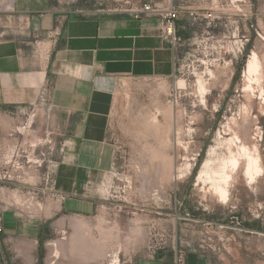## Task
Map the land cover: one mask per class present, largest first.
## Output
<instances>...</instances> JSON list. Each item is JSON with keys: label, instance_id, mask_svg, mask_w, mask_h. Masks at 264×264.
Returning <instances> with one entry per match:
<instances>
[{"label": "rangeland", "instance_id": "374dc122", "mask_svg": "<svg viewBox=\"0 0 264 264\" xmlns=\"http://www.w3.org/2000/svg\"><path fill=\"white\" fill-rule=\"evenodd\" d=\"M171 1L179 11L174 75L115 79L107 132L114 161L99 210L71 213L64 207L66 195L54 187V171L72 147L47 97L18 110L0 109V264H112L115 258L134 264V255L148 245L149 229L163 230L168 240L176 237L182 247L194 242L221 254L238 242L234 222L264 219V111H258V91L250 104L243 88L250 53L257 51L264 63V0ZM115 4L88 0L90 8ZM244 107L253 118L249 135H258L262 172L252 181L241 168L231 173L224 202L214 188L219 175L229 173L223 166L232 135L228 126L242 122ZM206 159L208 175L198 181ZM5 214L19 228L32 224L36 231L11 234ZM72 217L91 223L103 217L105 230L112 223L116 235L99 245L79 249L75 243L63 250L57 244L72 240ZM88 235L94 239L99 233L93 229ZM88 260L93 262L81 263Z\"/></svg>", "mask_w": 264, "mask_h": 264}, {"label": "crops", "instance_id": "0c3cea01", "mask_svg": "<svg viewBox=\"0 0 264 264\" xmlns=\"http://www.w3.org/2000/svg\"><path fill=\"white\" fill-rule=\"evenodd\" d=\"M5 3V9L0 10V109L8 112L30 106L47 87L48 106L69 131L72 147L54 171V187L66 195L64 207L71 213L91 214L103 203L104 180L114 161L107 132L115 79L170 77L175 70L174 50L157 16L97 13L88 0ZM57 27L59 35L50 39L48 33ZM36 39H40L37 52ZM14 220L4 215V227L11 234L32 235L36 231L32 224L19 228ZM147 220L143 223H150L151 218ZM111 225L113 236L107 242L116 235ZM232 228L238 237L233 249L229 244L225 252L216 254L188 242L185 264H264V219L234 222ZM98 238L90 244L97 245ZM172 249L171 244L153 254L142 249L134 255V264H172ZM90 262L93 260L82 263Z\"/></svg>", "mask_w": 264, "mask_h": 264}, {"label": "bare ground", "instance_id": "6f19581e", "mask_svg": "<svg viewBox=\"0 0 264 264\" xmlns=\"http://www.w3.org/2000/svg\"><path fill=\"white\" fill-rule=\"evenodd\" d=\"M260 57L261 56L259 55V53L255 50H253L250 53L249 57L247 58L245 68L243 71V77L245 80L243 88L247 93V100L249 101L250 104L254 103V97L256 95L255 92L258 91L259 94L256 96L259 99L258 111L260 110L262 113V111H264V63ZM255 89H257V90H255ZM244 109L246 110V107H244ZM247 111L248 110L245 111V114L243 116V119L241 120L242 121L241 123H239V124L237 123L234 127H231V128H230V126H228V130L230 132H232L231 133L232 135L225 142L227 144L228 156L226 155L227 158H226L223 166L224 167L228 166L229 169L228 168L227 169L229 170L228 171L229 173H227V171H226V172L222 173L221 175H219L220 179L218 181V184L215 185V188H214V191L217 194L220 201L225 202L228 199V189L226 186L229 183V180L231 179V173H233L235 171L237 172L241 168V169H243V171H242L244 173L243 175L246 178H248L250 181H252L256 174L262 172V167L260 165V156H259L260 153H259V148H258V143H257L258 135H257V137L256 136L250 137V135H249L250 124H251L253 118L250 117V114ZM251 145H252L253 149L250 147ZM251 149L254 152L251 151ZM208 165H209V160L206 159L203 162L202 168H201L199 175L197 177L198 181H204L205 180V176L208 175V172H207ZM217 176H218V174H217ZM52 216H53V211L50 210V212L48 213V217H52ZM97 220H100V219H97ZM58 225H59V227H63L62 219ZM103 225H105L104 220H100L96 223V225H94V224H91L90 221L89 222L84 221L82 219L75 218V217L70 218L69 226L72 228L73 233L69 236V238H71L73 236L72 240L69 239L70 241H68L65 239V241H68V243L64 242L62 240L57 245H59L61 248H63V250H66V249L71 250L73 247V244H75V243L77 244V246H79L78 248L81 249L86 244H90L91 241L96 242V240L92 239L88 235V233H91L90 231L94 227L97 228L99 231V238L97 239V241L99 243L107 242V240L109 238H111L113 235H112L110 230H109L110 232L106 231L105 229H108V228H105ZM114 234H116V233H114ZM54 243H51V244L54 245ZM55 250L56 249L53 248L52 253L54 255H56ZM88 251L89 250H86V252H88ZM84 254H85V252H84ZM83 256H86V255H83ZM117 262L118 261L115 258V260L112 261V264H118Z\"/></svg>", "mask_w": 264, "mask_h": 264}, {"label": "built area", "instance_id": "2783aa9c", "mask_svg": "<svg viewBox=\"0 0 264 264\" xmlns=\"http://www.w3.org/2000/svg\"><path fill=\"white\" fill-rule=\"evenodd\" d=\"M113 1L116 2L115 5L96 8L94 9L95 12L97 13L99 12L103 14L131 15L135 18L157 16L161 20V28L165 39L171 44L172 49L175 51L176 43L179 42L180 39L178 37L177 29H176L179 11L178 8L173 5L171 0H159L154 2L153 1L136 2L132 0H113ZM5 4H6L5 0H0V10L5 9L4 8ZM8 6H10V4H8ZM75 12L87 14L89 11H84L83 9H76ZM189 15L194 16V13L190 11ZM59 33L60 31L59 28L57 27L52 32L48 33V37L50 39L55 40L57 35H59ZM39 41L40 39L35 40L36 52L38 49H40ZM46 94H47V87L44 86L41 91L40 99L47 97ZM220 226L223 228H229V225H220ZM146 236H148L149 239L148 245L146 246V251L149 254H153L156 250L171 244L174 254L172 264H185L186 249L185 247H182V243L178 242L176 237H174L171 240H168L166 235L164 234V231L161 229H159L158 232L149 229ZM230 239H231L230 236L227 237L228 241H230Z\"/></svg>", "mask_w": 264, "mask_h": 264}]
</instances>
